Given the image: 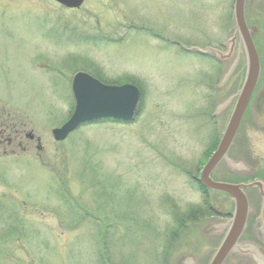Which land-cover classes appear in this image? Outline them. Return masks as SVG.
Instances as JSON below:
<instances>
[{
	"label": "rangeland",
	"instance_id": "rangeland-1",
	"mask_svg": "<svg viewBox=\"0 0 264 264\" xmlns=\"http://www.w3.org/2000/svg\"><path fill=\"white\" fill-rule=\"evenodd\" d=\"M233 3L85 0L66 10L50 0H0V134L13 139L16 131L26 149L0 144V264L209 263L233 203L201 193L193 179L244 76L239 40L225 63L212 52L230 49ZM246 18L260 27L254 41L264 89V0H247ZM78 72L109 85L135 83L138 118L84 125L54 142L51 130L73 110ZM255 99L228 156L241 168L220 165L217 181L264 183V90ZM246 197L239 245L264 258L262 201L256 190ZM203 205L215 215L178 226ZM225 264L260 263L235 251Z\"/></svg>",
	"mask_w": 264,
	"mask_h": 264
},
{
	"label": "water",
	"instance_id": "water-1",
	"mask_svg": "<svg viewBox=\"0 0 264 264\" xmlns=\"http://www.w3.org/2000/svg\"><path fill=\"white\" fill-rule=\"evenodd\" d=\"M52 1L66 9H79L84 2V0ZM244 7L245 0L234 1L233 17L236 31L233 39L229 41L230 49L228 52L222 54L218 51H213L220 61H228L232 55L234 42L238 35L245 57V75L218 145L203 166L198 179L205 190L228 196L233 200L234 205L227 232L209 264H223L232 250L237 251L241 255H251L258 263L264 264V259L259 256L258 251L236 245L245 228L248 216V203L243 193V190L247 189L256 188L261 196L262 205L258 219V228L264 239V185L260 182L248 185H232L214 182L211 179V174L221 162H225L231 169L239 170L241 168L239 164H234L227 159V154L254 93L260 74L259 59L252 41V36L256 34V29L251 28L248 31L244 20ZM228 76L229 74L225 76V79ZM71 92L74 99V110L62 126L51 131L55 142H63L69 134L83 124L97 121L131 123L139 114L141 97L138 89L131 84L121 86L105 85L88 74L81 72L73 77ZM228 103L226 102L222 106H219L216 110V115ZM26 137L30 140L33 139L31 134H28Z\"/></svg>",
	"mask_w": 264,
	"mask_h": 264
},
{
	"label": "flooded vegetation",
	"instance_id": "flooded-vegetation-1",
	"mask_svg": "<svg viewBox=\"0 0 264 264\" xmlns=\"http://www.w3.org/2000/svg\"><path fill=\"white\" fill-rule=\"evenodd\" d=\"M246 25H247L248 28L256 27L258 30L260 28L259 25H258V21L257 20L249 21L248 19H246ZM260 81H261V76H260V80L258 82L257 88H256V90L254 92V96L252 97L249 106H251L253 104V102H255V100H256L255 99V96L258 95L259 92L263 93V90L264 89L263 88L262 89L260 88ZM259 89H260V91H259ZM4 131H3V133H4ZM18 135L19 134L16 131H14V137H13V139H10V137H8V135H7V138L3 139L2 138L3 135L0 134V144H2L3 142H5V146H8V147L12 146L13 144H16V141L20 140V136H18ZM16 146L19 147V148H21L22 152H24L26 150L24 147H22L21 141H18V143L16 144ZM194 181H196V179H194ZM244 238H245V234L242 235V237L239 240V242H243ZM260 244L258 243V245H260ZM262 248H264L263 245H262Z\"/></svg>",
	"mask_w": 264,
	"mask_h": 264
},
{
	"label": "trees",
	"instance_id": "trees-1",
	"mask_svg": "<svg viewBox=\"0 0 264 264\" xmlns=\"http://www.w3.org/2000/svg\"><path fill=\"white\" fill-rule=\"evenodd\" d=\"M98 79L100 80V78H98ZM198 189L201 192L203 191L202 187H198ZM203 194H207V193L204 192ZM188 212L189 213L186 214L185 219H183V218L178 219L177 224L179 227H184L186 222H190V223L199 222L200 220H202L204 218L215 215V213L212 211V209L210 207L205 206V205H203L201 208L196 209V210L190 209Z\"/></svg>",
	"mask_w": 264,
	"mask_h": 264
}]
</instances>
